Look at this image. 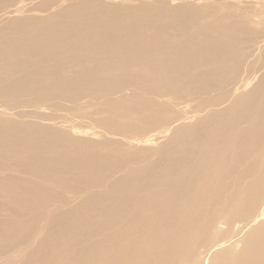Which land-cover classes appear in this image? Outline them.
<instances>
[{
    "label": "bare ground",
    "instance_id": "6f19581e",
    "mask_svg": "<svg viewBox=\"0 0 264 264\" xmlns=\"http://www.w3.org/2000/svg\"><path fill=\"white\" fill-rule=\"evenodd\" d=\"M69 235L264 264V0H0V264Z\"/></svg>",
    "mask_w": 264,
    "mask_h": 264
},
{
    "label": "rangeland",
    "instance_id": "374dc122",
    "mask_svg": "<svg viewBox=\"0 0 264 264\" xmlns=\"http://www.w3.org/2000/svg\"><path fill=\"white\" fill-rule=\"evenodd\" d=\"M176 2H178V3H180L179 5H181L182 3L180 2V1H176ZM175 2V3H176ZM173 4L174 6H178L177 4ZM61 115H66L67 114V111H61V112H59ZM75 124L77 123V125H78V123L79 122H77L76 120H72ZM79 124H81V123H79ZM83 125V124H82ZM56 214H59L58 213V211L55 213V216H56ZM80 232H82V233H85V232H87V230H83V229H81L80 230ZM95 240H101V237H98V238H96ZM73 241V237H72V235H69V236H67L66 237V239L64 240V241H60V242H56L55 243V247H54V249H63V250H66V248L69 250V251H67L66 252V255H64V254H59L58 256H54L53 257V264H71V262L73 261V259H75V258H77V257H79L80 256V254L82 253V251H81V248L82 249H84L85 247H84V245L82 246V247H80V248H73V247H71L70 246V244H71V242ZM64 243V244H63ZM89 243L92 245L93 244V241H92V239L89 241ZM59 244V245H58ZM85 246H90L89 244H85ZM78 255V256H77ZM81 263H73V264H84V262H83V260H79Z\"/></svg>",
    "mask_w": 264,
    "mask_h": 264
}]
</instances>
